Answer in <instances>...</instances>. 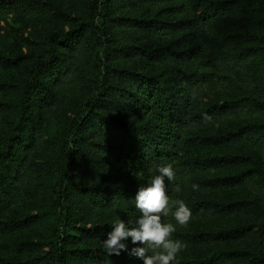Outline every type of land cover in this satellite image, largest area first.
Masks as SVG:
<instances>
[{"label": "trees", "instance_id": "16d2710c", "mask_svg": "<svg viewBox=\"0 0 264 264\" xmlns=\"http://www.w3.org/2000/svg\"><path fill=\"white\" fill-rule=\"evenodd\" d=\"M1 14L15 23L0 27V73L19 81H0L14 87L0 101V237L21 233L0 264H143L103 240L141 215L160 164L192 211L173 234L179 264H264V0H0Z\"/></svg>", "mask_w": 264, "mask_h": 264}, {"label": "clouds", "instance_id": "9594fccd", "mask_svg": "<svg viewBox=\"0 0 264 264\" xmlns=\"http://www.w3.org/2000/svg\"><path fill=\"white\" fill-rule=\"evenodd\" d=\"M203 119L209 122L211 117L204 114ZM150 172L153 169H149ZM155 174L146 186H140L135 197V208L141 215L134 224L117 220L113 230L103 240V249L108 254L119 255L122 251L143 260V264H179L178 256L186 249V244L173 239L177 225L186 228L192 219V211L182 199H172L168 194L166 180L176 181V172L171 164L155 166ZM132 174L141 179L134 170ZM193 191L199 185H191ZM172 216L176 224L166 222ZM136 245L129 250L126 241Z\"/></svg>", "mask_w": 264, "mask_h": 264}, {"label": "rangeland", "instance_id": "374dc122", "mask_svg": "<svg viewBox=\"0 0 264 264\" xmlns=\"http://www.w3.org/2000/svg\"><path fill=\"white\" fill-rule=\"evenodd\" d=\"M68 1V0H67ZM15 23V21L11 18L5 16L4 14L0 15V27H3L4 24L9 25L10 23ZM73 22V17L72 16H66L65 18H63L62 20H58L55 19L51 16H44L42 18L37 19V17H28L25 18L24 23L20 24V26H18L19 31L20 32H29V30L32 27H38L39 29H48V28H53L55 26H59V25H68L70 23ZM17 24V22H16ZM7 72H1L0 73V81H9L12 82L13 85L15 82H18L19 79L17 77V71L18 69H8L6 70ZM14 90V87H12V89L9 92H3L0 91V101L1 102H5L8 101L9 99L8 94ZM230 151H235L236 149L234 148H230ZM233 196L234 197H238V196H242V195H246L248 192L243 188V187H238L235 190H233ZM229 195V193L227 194ZM10 212H6V213H1L0 214V222L2 219H5L9 216ZM244 220L243 217H229V218H225L223 220H220L218 222V225L220 227H223L225 225H231V224H237L238 222ZM20 230L16 231V232H11V233H4L2 232V237H0V254H5L7 252H14L16 249V242H18V240L20 239Z\"/></svg>", "mask_w": 264, "mask_h": 264}]
</instances>
